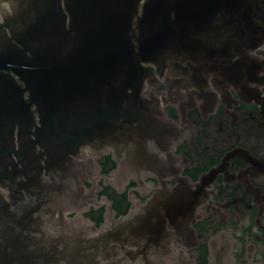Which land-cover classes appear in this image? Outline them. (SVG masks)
<instances>
[{"label":"water","instance_id":"1","mask_svg":"<svg viewBox=\"0 0 264 264\" xmlns=\"http://www.w3.org/2000/svg\"><path fill=\"white\" fill-rule=\"evenodd\" d=\"M263 31L264 0H0V264H190L180 186L82 214L88 152L146 162L177 91Z\"/></svg>","mask_w":264,"mask_h":264},{"label":"flooded vegetation","instance_id":"2","mask_svg":"<svg viewBox=\"0 0 264 264\" xmlns=\"http://www.w3.org/2000/svg\"><path fill=\"white\" fill-rule=\"evenodd\" d=\"M256 37L247 62L230 52L219 79L177 91L158 134L145 139V164L134 158L133 168L116 174L117 155L88 152L94 170L84 181L85 217L100 227L147 202L154 187L180 186L187 262L264 264V31Z\"/></svg>","mask_w":264,"mask_h":264}]
</instances>
